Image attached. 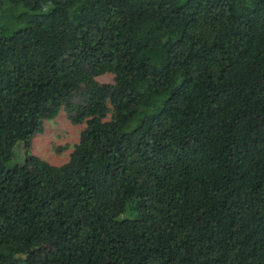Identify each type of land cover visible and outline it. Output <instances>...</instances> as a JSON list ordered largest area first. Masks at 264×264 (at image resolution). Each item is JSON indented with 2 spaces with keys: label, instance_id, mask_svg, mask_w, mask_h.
Returning <instances> with one entry per match:
<instances>
[{
  "label": "trees",
  "instance_id": "trees-1",
  "mask_svg": "<svg viewBox=\"0 0 264 264\" xmlns=\"http://www.w3.org/2000/svg\"><path fill=\"white\" fill-rule=\"evenodd\" d=\"M44 234L39 264H264V0H0V264Z\"/></svg>",
  "mask_w": 264,
  "mask_h": 264
},
{
  "label": "rangeland",
  "instance_id": "rangeland-1",
  "mask_svg": "<svg viewBox=\"0 0 264 264\" xmlns=\"http://www.w3.org/2000/svg\"><path fill=\"white\" fill-rule=\"evenodd\" d=\"M112 72H105L97 76L101 82H112L114 80ZM110 112V116H111ZM85 123H74L62 109L60 113L51 119H46L44 130L35 133L32 138L33 152L54 164H61L69 159L74 144L80 139L81 130L85 127ZM24 142L18 141L16 144V156L10 161L13 166L19 160H23L25 150ZM54 234H44L39 238L38 246L34 253V262L39 264L40 259L48 253L53 241Z\"/></svg>",
  "mask_w": 264,
  "mask_h": 264
}]
</instances>
